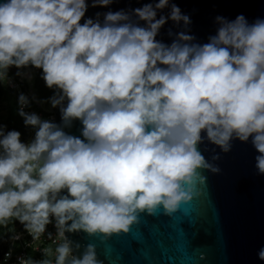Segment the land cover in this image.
I'll list each match as a JSON object with an SVG mask.
<instances>
[{
	"label": "clouds",
	"instance_id": "9594fccd",
	"mask_svg": "<svg viewBox=\"0 0 264 264\" xmlns=\"http://www.w3.org/2000/svg\"><path fill=\"white\" fill-rule=\"evenodd\" d=\"M88 6L0 3V78L12 67L40 69L61 113L57 124L26 112L21 93L31 140L0 127V222L15 217L35 239L54 221L65 241L55 264H101L93 245L76 257L66 232H127L141 212L171 214L190 201L206 179L199 170L219 171L198 150L202 133L223 152L251 138L264 174V20L217 17L207 43L182 31L164 44L156 37L169 19L190 23L175 4L157 19L169 0L109 11L102 22L84 19ZM76 120L83 139L64 130ZM257 256L264 261V247Z\"/></svg>",
	"mask_w": 264,
	"mask_h": 264
},
{
	"label": "water",
	"instance_id": "95a60500",
	"mask_svg": "<svg viewBox=\"0 0 264 264\" xmlns=\"http://www.w3.org/2000/svg\"><path fill=\"white\" fill-rule=\"evenodd\" d=\"M86 2L84 19L102 22L109 11L131 13L158 0H113L107 7H92L93 0ZM171 4L177 5L190 23L185 26L169 19L156 37L164 44H171L182 31L193 36L194 43H207L216 33L217 17L231 21L243 15L249 24L264 20V0H169V7L157 11V19L169 15ZM139 23L144 26L143 21ZM30 90L41 110L54 109L55 123L60 124L59 107L45 106ZM81 128L76 120L64 130L83 139ZM202 137L198 150L219 171L199 170L206 179L197 183L190 201L171 214L162 207L153 214L141 212L127 232L106 237L66 232L76 257L93 245L101 264H264L257 256L264 247V174L257 171L258 153L251 138L248 142L234 139L231 150L223 152L208 142L204 133Z\"/></svg>",
	"mask_w": 264,
	"mask_h": 264
},
{
	"label": "built area",
	"instance_id": "2783aa9c",
	"mask_svg": "<svg viewBox=\"0 0 264 264\" xmlns=\"http://www.w3.org/2000/svg\"><path fill=\"white\" fill-rule=\"evenodd\" d=\"M0 85L14 91L16 103L21 93L28 97L30 103L29 106L24 109L26 112H34L42 119L55 122L54 109L43 111L36 106L33 101L31 90L24 85L22 80L13 76L9 78L8 76H4L0 78ZM33 134L34 129L28 128L26 135L27 142L31 140ZM64 242L63 237L57 234L54 221L47 226L45 233L39 235L35 239L25 230L24 226L18 222L11 226L6 233L5 245L0 255V264H21V258H23L27 264H55L56 248ZM71 259L72 257L70 256L69 261Z\"/></svg>",
	"mask_w": 264,
	"mask_h": 264
},
{
	"label": "trees",
	"instance_id": "16d2710c",
	"mask_svg": "<svg viewBox=\"0 0 264 264\" xmlns=\"http://www.w3.org/2000/svg\"><path fill=\"white\" fill-rule=\"evenodd\" d=\"M41 76H42L41 70L36 68V77L34 81L35 88L37 89L39 97L43 101V103H47L49 101V98H51L54 95V91L45 86V83L41 78ZM24 85L27 88H30V84L28 82H25ZM6 97L11 99L10 101L11 106L8 116L3 121L0 127H3L5 131L13 130V129L19 131L20 129L30 128V127H25L23 118L18 115V106L15 101V96L13 91L11 89H8L0 85V101L5 99ZM21 138L22 140H24L22 136ZM16 223H18V220L15 217L0 222V255L3 250V248L1 247L2 245L1 239L2 237L5 236L4 230L15 225Z\"/></svg>",
	"mask_w": 264,
	"mask_h": 264
},
{
	"label": "rangeland",
	"instance_id": "374dc122",
	"mask_svg": "<svg viewBox=\"0 0 264 264\" xmlns=\"http://www.w3.org/2000/svg\"><path fill=\"white\" fill-rule=\"evenodd\" d=\"M29 73H30V75H28ZM6 76H8V78L10 76L18 78L19 80H22L23 83L28 82L30 84V87L32 88L33 83L35 81V77H36V68L31 67V66H29L27 68H23V69H17L15 67H12V68H10L8 70V73H7ZM13 93H14V91H13ZM14 96H15V93H14ZM10 101H11V99L7 98V97L0 101V126L3 123V121L6 119V117L8 116V113H9V110H10V106H11L10 105L11 104ZM15 101H16V96H15ZM46 105L49 107V106H51V103L48 101L46 103ZM27 131H28V128L19 130V132H21V136L24 139L23 140L24 142H27V139H26ZM9 228L4 230L5 236L2 237V239H1V241H2L1 247L2 248L5 245L6 233L9 230Z\"/></svg>",
	"mask_w": 264,
	"mask_h": 264
},
{
	"label": "flooded vegetation",
	"instance_id": "af4514ba",
	"mask_svg": "<svg viewBox=\"0 0 264 264\" xmlns=\"http://www.w3.org/2000/svg\"><path fill=\"white\" fill-rule=\"evenodd\" d=\"M32 90H33V93H34V95L40 100V102H42L43 103V101L40 99V97H39V94H38V91H37V89L35 88V84L33 83V86H32ZM49 100H50V98H49ZM45 106H47L46 105V103H43Z\"/></svg>",
	"mask_w": 264,
	"mask_h": 264
},
{
	"label": "bare ground",
	"instance_id": "6f19581e",
	"mask_svg": "<svg viewBox=\"0 0 264 264\" xmlns=\"http://www.w3.org/2000/svg\"><path fill=\"white\" fill-rule=\"evenodd\" d=\"M28 75H30V73Z\"/></svg>",
	"mask_w": 264,
	"mask_h": 264
}]
</instances>
